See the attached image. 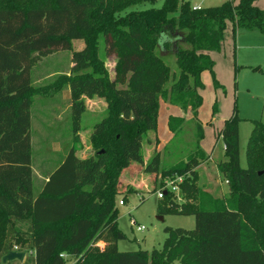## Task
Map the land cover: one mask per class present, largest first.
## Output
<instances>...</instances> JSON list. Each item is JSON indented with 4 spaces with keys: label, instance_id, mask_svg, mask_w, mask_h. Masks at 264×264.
Returning a JSON list of instances; mask_svg holds the SVG:
<instances>
[{
    "label": "trees",
    "instance_id": "trees-1",
    "mask_svg": "<svg viewBox=\"0 0 264 264\" xmlns=\"http://www.w3.org/2000/svg\"><path fill=\"white\" fill-rule=\"evenodd\" d=\"M255 2L192 8L185 0H0V262L17 246L31 264H264V122L252 121L244 168L236 115L215 131L224 156L216 170L229 188L223 200L196 186V168L206 160L197 122L185 160L158 171V153L144 164L140 152L142 136L156 130L159 101L195 120L201 73L219 87L209 54L220 50L227 24L232 32L264 31V10ZM142 4L149 7L138 9ZM73 41L83 47L72 51ZM58 51L70 52L67 72H39ZM110 55L112 80L104 67ZM162 56L174 57L177 73ZM92 98L105 102L106 114L88 135L92 154L80 157V117ZM46 102L61 104L51 116L66 107L69 128H33L36 105ZM183 119L168 117L172 140ZM133 164L154 181L161 176L158 189L165 178H182L180 203L167 192L158 214L194 218L192 230L166 227L161 248L149 253L117 249L125 239L117 227L118 179Z\"/></svg>",
    "mask_w": 264,
    "mask_h": 264
},
{
    "label": "rangeland",
    "instance_id": "rangeland-1",
    "mask_svg": "<svg viewBox=\"0 0 264 264\" xmlns=\"http://www.w3.org/2000/svg\"><path fill=\"white\" fill-rule=\"evenodd\" d=\"M192 8H207L218 6L227 0H185ZM160 2L155 3V7ZM255 5L264 10V0H256ZM149 7L148 4L137 6L138 9ZM83 47L82 41L72 42V51L80 50ZM160 53L161 51L158 50ZM98 55L103 57V44L99 38ZM213 62L212 73L219 87H214L210 74L203 72L201 82L203 85L200 91L201 105L197 110L194 120L190 111L182 112L180 117L184 121L181 130L173 135L167 130V120L169 116H174L178 107L158 102V118L156 130L146 132L141 140V155L148 162L156 152L158 153V171L167 169L171 165L185 160L193 150L194 141V121L203 129V136L199 142V150L202 152L205 161L196 168V186L203 194L214 200H223L228 197V182L224 176L216 170V163L223 161V143L220 138L216 139L214 133L223 127L224 122L233 114L239 119L238 122V142L239 161L244 168L245 147L252 129V121L264 122V31L246 30L236 28L234 32L231 25L227 24L221 41L220 50L209 54ZM162 56L164 62L171 72L177 73L175 59L173 56ZM70 62L69 51H58L50 57L44 59L37 67L42 74L50 71H65ZM116 57L110 55L104 57V67L109 79L115 77ZM168 86V85H167ZM62 96V95H61ZM61 99V98H60ZM91 103L85 100V111L80 117V132L76 152L80 157L92 154L88 143V135L93 126L101 121L106 114V104L102 99L92 98ZM33 117H39L36 122L33 119V128H69V114L66 107L58 110V118L51 116L53 108L61 105L55 102H46ZM215 105V112L212 108ZM59 135L61 132L58 133ZM155 139L157 149L155 148ZM134 165V166H133ZM135 168L125 169L121 172L118 185L123 190L121 195L116 197L117 227L124 235L125 239L117 243L119 251H146L158 250L161 248L166 235L164 229L181 228L192 230L194 228V218L183 216L158 214V207L166 201L156 197L161 176L157 175L154 181V174L138 170L139 166L133 164ZM182 180V178H181ZM154 189L155 191H152ZM177 203H180V190L173 196ZM122 201V205L119 204ZM162 217V220H159ZM135 224L131 225L130 221ZM142 226L143 231L136 228ZM16 248V250L14 249ZM17 246L13 251H18ZM31 255L24 254L21 262L11 261L9 264H31ZM65 259L67 257H64ZM0 264H2L0 262ZM173 264H178L174 262Z\"/></svg>",
    "mask_w": 264,
    "mask_h": 264
},
{
    "label": "built area",
    "instance_id": "built-area-1",
    "mask_svg": "<svg viewBox=\"0 0 264 264\" xmlns=\"http://www.w3.org/2000/svg\"><path fill=\"white\" fill-rule=\"evenodd\" d=\"M181 182V178L178 176L172 177V178H165L162 182V186L161 188H159L156 191V197L157 199H162L167 192L170 193H177V191H179L178 188V184ZM119 204L122 205V201H119ZM131 225H134L135 222L134 220L130 221ZM143 227L142 226H138L136 228L137 231H143ZM16 250V248H14Z\"/></svg>",
    "mask_w": 264,
    "mask_h": 264
},
{
    "label": "water",
    "instance_id": "water-1",
    "mask_svg": "<svg viewBox=\"0 0 264 264\" xmlns=\"http://www.w3.org/2000/svg\"><path fill=\"white\" fill-rule=\"evenodd\" d=\"M101 153L102 151L98 152L96 155H100ZM159 220H162V217H159ZM23 258H24L23 252L9 251L1 258V263L5 264L6 262H10L14 260L21 262Z\"/></svg>",
    "mask_w": 264,
    "mask_h": 264
},
{
    "label": "crops",
    "instance_id": "crops-1",
    "mask_svg": "<svg viewBox=\"0 0 264 264\" xmlns=\"http://www.w3.org/2000/svg\"><path fill=\"white\" fill-rule=\"evenodd\" d=\"M202 75H203V73H201V78L203 77ZM85 100L87 101V103H91L90 99H85ZM67 106H68V105H67ZM173 107H176V106H173ZM181 113H182V111L178 108L177 112L174 113V114H175L174 116H180ZM59 114H60V113H59ZM57 118H58V115H57ZM78 135H79V133H78ZM155 148L157 149V145H155ZM143 163H144V164L147 163L146 159H143ZM34 173H35V175H36V177H37L38 179L46 180V179L42 178V176L39 174V172H37V171L34 170ZM99 248H100V250L103 249V244H102V243L99 244Z\"/></svg>",
    "mask_w": 264,
    "mask_h": 264
}]
</instances>
